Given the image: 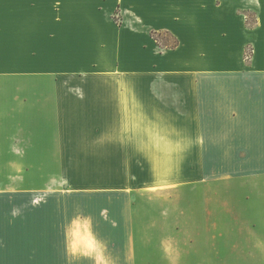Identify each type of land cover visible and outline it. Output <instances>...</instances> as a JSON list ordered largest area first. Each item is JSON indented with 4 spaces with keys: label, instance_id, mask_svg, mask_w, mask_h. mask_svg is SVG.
I'll return each instance as SVG.
<instances>
[{
    "label": "crops",
    "instance_id": "0c3cea01",
    "mask_svg": "<svg viewBox=\"0 0 264 264\" xmlns=\"http://www.w3.org/2000/svg\"><path fill=\"white\" fill-rule=\"evenodd\" d=\"M252 2L0 0L4 264H264V29H245L246 10L263 16ZM111 59L133 70V89H96ZM76 162L108 163L119 180L67 184ZM126 162L131 173H110ZM147 189L164 198L143 206Z\"/></svg>",
    "mask_w": 264,
    "mask_h": 264
},
{
    "label": "rangeland",
    "instance_id": "374dc122",
    "mask_svg": "<svg viewBox=\"0 0 264 264\" xmlns=\"http://www.w3.org/2000/svg\"><path fill=\"white\" fill-rule=\"evenodd\" d=\"M253 1V6L255 9H260V13L263 14L261 17H258L256 10H246L245 11V29L246 30H255V29H264V0H251ZM262 9V10H261ZM90 36L93 38L94 34L97 33H107L108 29H90L88 30ZM163 32V31H162ZM164 33V32H163ZM159 34V38L161 39V42L159 43L160 46H164L167 44L169 46V43L173 42V39L166 35V34ZM156 35V34H155ZM244 43V42H243ZM158 44V45H159ZM166 48V47H163ZM243 53L238 55V58H240L242 61L245 62V64H248V62L251 60L252 53H253V46L250 42H246L243 45ZM111 58L114 57L112 53L110 54ZM110 63L105 65L103 67L104 72L96 74L95 80L93 84L95 87L97 86L96 89H133L134 85V72L132 69H121L118 65H115L112 63V59L109 61ZM97 70V69H96ZM100 72V71H97ZM78 85L77 89H86V86L88 85V82H84V80H78ZM91 83V82H90ZM143 88H147V83L143 82ZM76 164L77 169V178L72 179V183H67V184H76L78 186L81 185H89V186H99L102 184H105L106 181L109 178H106L107 170L108 168V163H106V168H103V165L105 163L102 162H76L72 163ZM111 164H116V163H110ZM121 165V169L117 166L115 168H110V173L114 175H119L122 174L125 175L126 173L129 174L131 171L127 170L126 168L129 167L131 163H119ZM107 169V170H106ZM120 169V170H119ZM134 172V171H132ZM104 176V177H103ZM113 180H119V179H114L110 178L109 183L111 184ZM125 180L128 179H121V182H124ZM120 182V184H121ZM126 182V181H125ZM126 182L125 184H127ZM117 184H119L117 182ZM142 190L139 192L138 196L140 197V201L143 203V206L146 205L149 207V205L154 201H161L164 198V195H160L163 190ZM160 191V194L158 193ZM164 192V191H163ZM164 194V193H162ZM161 199V200H160ZM142 213L144 214V210L142 209Z\"/></svg>",
    "mask_w": 264,
    "mask_h": 264
},
{
    "label": "trees",
    "instance_id": "16d2710c",
    "mask_svg": "<svg viewBox=\"0 0 264 264\" xmlns=\"http://www.w3.org/2000/svg\"><path fill=\"white\" fill-rule=\"evenodd\" d=\"M161 33H163V32H161V31H151L150 32V35H151V37L157 42V44H159L160 42H161V39L159 38V34H161ZM165 33V32H164ZM163 33V34H164ZM156 34V35H155ZM177 44V41L175 40L174 41V43L173 44H171V45H167V44H165L164 46H161V47H171V46H175ZM159 46H160V44H159Z\"/></svg>",
    "mask_w": 264,
    "mask_h": 264
},
{
    "label": "snow or ice",
    "instance_id": "6c2138e0",
    "mask_svg": "<svg viewBox=\"0 0 264 264\" xmlns=\"http://www.w3.org/2000/svg\"><path fill=\"white\" fill-rule=\"evenodd\" d=\"M0 264H4V261L2 259V255H0Z\"/></svg>",
    "mask_w": 264,
    "mask_h": 264
}]
</instances>
